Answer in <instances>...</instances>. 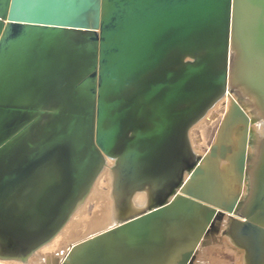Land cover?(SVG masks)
Masks as SVG:
<instances>
[{"label":"water","instance_id":"obj_1","mask_svg":"<svg viewBox=\"0 0 264 264\" xmlns=\"http://www.w3.org/2000/svg\"><path fill=\"white\" fill-rule=\"evenodd\" d=\"M226 94L238 147L201 154L190 130ZM260 123L264 0H0V258L49 243L113 160L112 224L53 264H190L231 212L264 264ZM227 152L244 197L217 194Z\"/></svg>","mask_w":264,"mask_h":264},{"label":"rangeland","instance_id":"obj_2","mask_svg":"<svg viewBox=\"0 0 264 264\" xmlns=\"http://www.w3.org/2000/svg\"><path fill=\"white\" fill-rule=\"evenodd\" d=\"M229 102L230 100L228 99V97H223L214 105V107L208 112L205 118L200 120L191 128L190 140L192 147L197 152L206 154L210 144L213 141H216V139L220 140V138L218 137V131L222 125L224 117L228 112ZM243 127V123L236 125V127L232 126L233 137L236 136V138H238L239 135L242 134ZM234 145L235 144H231L233 151ZM229 155L231 154L227 152L225 158L219 157L218 162L220 164H224L227 160V156ZM108 171L109 166H106L96 179V182L94 184L95 186L94 188H92L93 190H91L89 195L73 213L71 219L64 226V228L49 243L38 250L41 255H51L52 253L58 252L60 248L63 249L62 252L66 251L69 246L106 228L105 226H103L102 228L93 229L90 227L89 229L87 222L94 217H100V213L103 214L102 211L105 209H107V213L111 221L110 209L112 205V176L110 175V173H108ZM241 185V182H239L238 188L236 190V193H239L240 195L243 194L244 191V189H242L243 186L241 187ZM96 191H102L103 196L97 197ZM81 215H83L82 217L84 218L82 221L83 224L73 226L74 228H79L81 226L82 230L80 231V234L77 237L72 238L69 241L63 242L59 245V242L65 238L64 235L67 232L68 228L72 225V223L80 220ZM214 222H216L215 224L218 230H210L209 233L202 238V240L198 244V249L195 252L194 259H192V262L190 264H242V253L238 251V247L227 238V235L225 233H223L222 236L220 235L219 229L221 224L217 221ZM110 224H112V222ZM203 241L205 242L204 244H202ZM61 254L63 255V253ZM34 256L32 258H37V256ZM31 263L38 264L39 261L32 260Z\"/></svg>","mask_w":264,"mask_h":264},{"label":"bare ground","instance_id":"obj_3","mask_svg":"<svg viewBox=\"0 0 264 264\" xmlns=\"http://www.w3.org/2000/svg\"><path fill=\"white\" fill-rule=\"evenodd\" d=\"M233 96V95H232ZM224 98H227L228 97V99L230 100V102H229V105H228V110L230 109V106H231V96L230 95H228V94H226L225 96H223ZM224 119H225V117H224ZM227 128V129H226ZM256 129L258 130V132L259 133H262L263 132V130H264V125L262 124V123H260L257 127H256ZM241 135H239V137H240ZM218 137L220 138V140L221 139H225V140H227L228 141V143H230V144H235L234 145V149H237V147H238V139H239V137L238 138H236V136L235 137H233V133H232V127L231 126H229V127H227V126H225V125H223V122H222V125H221V127H220V129H219V131H218ZM111 162V163H110ZM114 161L113 160H109V162H108V165L107 166H109V171H108V173H110V166H111V164L113 163ZM218 166H219V168H220V180H221V183H218V186H217V194L221 197V198H226V197H228L229 195H231L232 193H236V190H237V188H238V183L239 182H241L240 180H239V178H238V176L234 173V171H233V169H232V164L230 163V155L229 156H227V160H226V162L224 163V164H220L219 162H218ZM107 173V174H108ZM109 175V174H108ZM110 175H111V173H110ZM95 184V183H94ZM241 187H242V189H244V191H243V194H241V197H244V193H245V186H246V184H245V182L244 183H242L241 182ZM95 186V185H94ZM94 186H93V188H94ZM222 186V187H221ZM93 190V189H92ZM97 192V197H102L103 196V192L102 191H96ZM142 196V199H143V195H141ZM141 198V197H140ZM82 207V206H81ZM77 210V209H76ZM111 210V209H110ZM103 212V214L102 213H100L101 214V216L100 217H94L93 219H91L90 221H88L87 223V225L89 226V229H90V227L91 228H102L103 226H105V227H107V226H109V224L113 221V217H112V211H110V217H111V221H110V218H109V216H108V213H107V209H105V210H103L102 211ZM99 214V213H98ZM229 215H234V216H236L237 217V215H236V213H226V214H224L223 216H222V218L221 219H215V221H217V222H219L220 224H221V226H220V229H219V231H220V235L222 236V234H223V231H224V224L228 221V219H229ZM83 215H81L80 217V220H77V221H75L74 223H72V225L68 228V230H67V232L65 233V238L62 240V241H60L59 242V245L60 244H62L63 242H66V241H69L70 239H72V238H75V237H77L79 234H80V231L82 230V228H81V226L79 227V228H74L73 226L74 225H78V224H83V217H82ZM242 218V217H241ZM71 219V218H70ZM216 223V222H215ZM86 228V227H85ZM222 228V229H221ZM215 231V230H214ZM213 231V232H214ZM208 234V233H207ZM224 236H225V234H224ZM88 237H86L85 239H87ZM227 238L231 241V239H230V237H228L227 236ZM82 240H84V239H82ZM81 241V240H80ZM232 242V241H231ZM45 246V245H44ZM43 246V247H44ZM63 246V245H62ZM72 246V245H71ZM71 246H69L67 249H66V251H63L62 253H63V255L61 254V252L60 251H62L63 249L62 248H60V250L58 251V252H55V253H52L51 255H47V254H44V255H41V253L39 252V251H36V252H34L33 254H31L29 257H28V259L26 260V261H15V260H7V259H1L0 258V264H32L31 262H32V260H38L39 261V263L38 264H46L45 263V259H46V257L48 256L49 257V259H50V264H53V258H54V255H57V256H59L60 258H62L63 256H64V254L68 251V249L71 247ZM237 246V245H236ZM64 247V246H63ZM237 247H239V246H237ZM42 248V247H41ZM37 256V258H32L33 256ZM34 256V257H35ZM242 264H244V262H243V254H242Z\"/></svg>","mask_w":264,"mask_h":264}]
</instances>
